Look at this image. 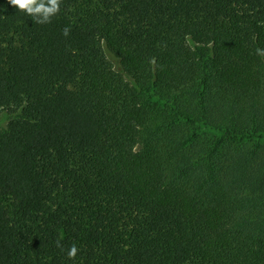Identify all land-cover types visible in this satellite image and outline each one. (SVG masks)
Returning a JSON list of instances; mask_svg holds the SVG:
<instances>
[{
	"label": "trees",
	"instance_id": "16d2710c",
	"mask_svg": "<svg viewBox=\"0 0 264 264\" xmlns=\"http://www.w3.org/2000/svg\"><path fill=\"white\" fill-rule=\"evenodd\" d=\"M257 49L264 0H0V264H264Z\"/></svg>",
	"mask_w": 264,
	"mask_h": 264
},
{
	"label": "clouds",
	"instance_id": "9594fccd",
	"mask_svg": "<svg viewBox=\"0 0 264 264\" xmlns=\"http://www.w3.org/2000/svg\"><path fill=\"white\" fill-rule=\"evenodd\" d=\"M8 2L19 11L32 17L35 23L41 25L51 23L52 18L61 11L62 4V0H8ZM70 32L71 29L67 26L62 30V34L66 37ZM257 53L264 55L260 49H257ZM57 246L62 247L59 240ZM78 251L77 246L72 244L67 253L68 257L74 259Z\"/></svg>",
	"mask_w": 264,
	"mask_h": 264
},
{
	"label": "rangeland",
	"instance_id": "374dc122",
	"mask_svg": "<svg viewBox=\"0 0 264 264\" xmlns=\"http://www.w3.org/2000/svg\"><path fill=\"white\" fill-rule=\"evenodd\" d=\"M7 124V120L5 119L4 115H1L0 117V126L6 125Z\"/></svg>",
	"mask_w": 264,
	"mask_h": 264
}]
</instances>
